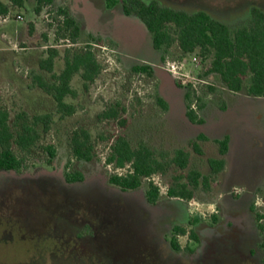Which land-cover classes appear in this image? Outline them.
<instances>
[{"label":"rangeland","instance_id":"rangeland-1","mask_svg":"<svg viewBox=\"0 0 264 264\" xmlns=\"http://www.w3.org/2000/svg\"><path fill=\"white\" fill-rule=\"evenodd\" d=\"M4 1L7 14L23 18L13 17L0 23V110L9 113L10 123L19 111L33 116L55 110L52 98L34 87L29 79V72L37 71L50 80V74L38 68L47 48L59 51L55 74L63 69L67 49L75 53L86 47L91 48L101 71L87 88L79 75L74 76L71 84L78 96L65 101L76 108L75 113L64 119L54 118L51 130L41 136L26 166L20 170L30 174L51 173L55 178L75 170L83 172L88 181L77 191L58 195L56 206L48 209L45 229L39 231L34 230L33 222L45 216L41 204L25 200L21 191L10 190L13 194L0 208V264H256L247 255L248 246L235 251L227 243L211 244L206 237L209 231L206 220L215 210L213 197L230 191L234 185L247 184L256 194L253 202L257 213L262 215L264 237V98L248 97L244 90L230 93L215 76L206 78L204 83L199 81L200 73L208 66L204 60L197 68L188 65L183 70L199 79H173L165 69V61L160 63L152 50L150 33L136 16L124 14L121 4L108 10L105 0H54L52 7L37 14L34 0H25L22 8ZM57 1L80 29L74 43L61 39L69 31L56 18L57 14H52L55 25L49 23L51 13L58 7ZM156 1L163 7L188 13L206 12L232 29L248 23L252 8L264 12V0ZM168 54L165 60L181 59L176 44ZM136 64L152 65L153 76L134 73L131 68ZM176 81L182 86L195 85L204 104L197 109L204 118L203 124L187 122L186 90L179 88ZM158 95L168 105L166 110L158 105ZM115 103L124 109L120 115L126 121L123 127L99 118ZM76 129H84L91 135L94 151L89 163L78 162L71 156L69 140ZM198 133L210 139L202 143L201 155L190 148ZM117 135L125 136L132 148L145 144L156 155L171 156L176 149H185L190 153L186 171L196 170L203 175L210 173L208 158L217 155V145L211 139L224 136L230 139L225 169L211 178L209 190L200 186L185 203L190 218H198V223L193 229L195 239L187 233L177 238L178 254L168 245L169 235L162 226L170 221L176 224L183 220L182 216L170 219L163 209L146 206L137 193L108 188L110 176L124 175L129 169L127 165L119 168L106 163L109 147ZM48 144L56 150L51 164L42 149ZM186 171L171 167L164 174H154L151 181L159 186L164 197L174 178ZM146 186L144 181L142 189ZM17 220L32 226L22 230ZM89 223L98 227L97 238L77 239L80 225ZM182 225L190 231L189 225Z\"/></svg>","mask_w":264,"mask_h":264},{"label":"trees","instance_id":"trees-1","mask_svg":"<svg viewBox=\"0 0 264 264\" xmlns=\"http://www.w3.org/2000/svg\"><path fill=\"white\" fill-rule=\"evenodd\" d=\"M35 13L39 14L43 8L52 7L54 0H34ZM12 6L22 8L25 0H9ZM110 5L114 1H109ZM8 6L0 3V13L7 14ZM61 17L68 35L61 37L63 40H77L80 29L76 22L68 15L66 10L58 9L54 11ZM127 13H134L138 16L151 35L152 45L163 54L162 60L166 56L173 44H176L180 56L198 53L203 60L208 63L207 69L200 73L203 80L208 77H217L221 86L229 92L238 93L245 91L246 94L254 98H264V12L258 8H252L250 19L246 25L232 29L230 26L203 11L188 13L160 6L152 2L131 3ZM32 31V27L30 26ZM69 41V40H68ZM59 56V51L55 48H47L46 56L38 61L40 71L50 74V80H46L37 71L29 72L31 84L39 88L43 93L50 96L55 103L54 112L37 114L30 116L24 111L15 114L12 123L9 122V113L0 110V170L20 171L26 165V160L32 153L34 147L39 143L43 134L51 130L54 118L64 119L72 116L76 108L65 101L66 98L75 99L77 91L72 87V79L79 75L84 88L88 87L99 75L101 66L96 60L90 47L82 51L71 53L69 49L65 51L63 69L54 73L55 60ZM136 74L153 76L154 69L150 65H136L132 67ZM179 88L186 90V100L188 102L187 117L190 121L203 123L192 110L189 103L195 91L190 85L182 86L176 81ZM214 90L213 87H209ZM158 105L166 110V102L158 95L156 97ZM198 109H202L204 104L197 97ZM123 107L115 103L103 111L99 118L108 121H115L120 126H124L126 121L121 119ZM201 138H204L201 136ZM220 155L227 152V138L219 143ZM70 153L74 160L91 162L93 160V145L91 135L84 129H76L71 132ZM196 152H200L197 145H192ZM47 163L56 155L53 145L42 147ZM110 153L106 159L107 164H114L119 168L129 167L124 175H112L109 178L111 184L121 189L131 190L141 186V181L145 177L153 174H164L171 167L180 171H186L189 165V153L179 149L170 156L165 153L155 154L145 144H139L137 148H132L127 138L123 135L114 137L109 147ZM223 159H209L208 165L212 174H217L225 166ZM209 178L204 177L196 170H188L174 178V184L168 187L167 194L170 197H178L190 200L194 196V190L200 186L207 188ZM147 194L151 202H155L159 197V189L152 183L147 185ZM262 218V215L258 216ZM197 219L193 220L195 224ZM189 234L184 227L174 228L171 245L175 250L180 246L177 241L178 235ZM191 239H195V234L190 231Z\"/></svg>","mask_w":264,"mask_h":264},{"label":"flooded vegetation","instance_id":"flooded-vegetation-1","mask_svg":"<svg viewBox=\"0 0 264 264\" xmlns=\"http://www.w3.org/2000/svg\"><path fill=\"white\" fill-rule=\"evenodd\" d=\"M109 1L111 0H105L108 10H110L115 4H121L122 11L124 12V14L126 15L133 14L134 16H136L134 13L126 12L127 7L131 3L140 2V3L149 4V3L155 2L159 4V2H157L156 0H150V1L113 0L114 4L112 6H108ZM57 4H58V7L56 10L58 9L65 10V8L60 2L57 1ZM136 17L141 21V19L138 16ZM144 27L146 31L149 32L145 25ZM152 50L156 56L158 55V59L160 60V63L163 64L164 61L162 60L163 58L162 52L159 50H156L153 47V45H152ZM136 65H148V64H136ZM136 65H133V66H136ZM150 66L154 69L152 65ZM230 93H233V92H230ZM185 94H184V99L187 103V110L185 113V117L187 119V122L192 125L203 124L204 121L203 123L200 124L194 121H190L188 119L187 117L188 102L186 100ZM233 94H237V93H233ZM167 108H168V105H167ZM198 117L201 118L200 116ZM201 136H203L204 138H201ZM226 138H227V152L224 156H222L219 153L220 151L219 143L225 140ZM209 140L210 139L208 135L198 133L195 136L194 141L190 144V148L197 155H201L202 154V151H201L202 143H206V141H209ZM211 140L217 145V155L208 158V160L209 159H223L225 160V163H226V157L230 149V139L228 138V136H224L220 138H213ZM193 144L197 145L200 152H196L193 149L192 147ZM176 150H179V149H176ZM182 150L188 152L185 149H182ZM189 156H190V153H189ZM208 160H207V164H208ZM78 162H83V161H78ZM189 164H190V161H189ZM225 166L217 174H212L211 168L208 165L209 170H210L209 175L202 174L204 177L209 178L207 188L205 189L203 187L206 191L210 189L211 178L219 175L225 169ZM109 178H108V184L110 186L108 188L115 187L120 193H129V192L137 193L139 197H141L143 201L146 203V206L150 207L152 210L155 208L163 209L166 213V216L170 217V219L176 218V217H179L180 219V216H182V219H183L182 221H178L176 224H172L171 223L172 221H170L169 223H164L162 226V228L165 229V231H167L169 235L168 245L175 253L179 252L180 248L179 250H175L171 245V239L173 237L174 228L176 226L184 227L182 224H187L191 227L190 231L192 230L194 232L193 229L198 223V218H193V219L190 218V215L188 213L189 210L187 209L185 205V203L190 201L192 198L190 200H186V199H182L178 197H170L167 194V191H168V188H167L164 197L161 196V192L159 190L158 199L155 202H151L148 198L147 186L145 187V189H142L144 188L143 179L141 181V186L139 188L125 190V189H121L120 187L111 184L109 181ZM87 181L88 179L85 177L83 172L75 171V170L67 171L61 177H56V178L51 173L35 172L33 174H30V173H21L20 171L0 170V208L3 207L4 202L8 201L7 198L11 194H13V192L16 190L22 192V196H24L25 200L32 199V200L38 201L43 207L44 215H45L42 219L34 220L33 222L34 230L39 231L42 228L45 229L47 221H48L47 217H49L47 216L48 209L51 205H54V207L56 206V202L59 200L58 195L59 196L68 195V193L77 191L79 190V187L84 186ZM174 183L175 182L173 181L172 184ZM148 184L149 183L147 182V185ZM9 185H12L14 188H9L8 187ZM10 190H12L13 192ZM254 197H256V194L253 193V189L249 188L247 184L243 185V183L240 184L239 186L234 185L233 187H231L230 191H226L224 193H221L220 195H216L215 197H213V205L215 206V210L211 212L207 217L208 219L206 220V222H208L207 226H208L209 231L206 233V237H209L208 239L211 244L214 243V244L222 245V244L227 243L231 245L235 249V251L239 248H245L246 246H248L245 249L248 250L247 255L250 257V259H252L256 264H264V237L262 233L263 225L261 223L262 218L258 217L259 214L257 213L256 208H255L256 204L255 202H253ZM194 219H197V222L195 224L193 223ZM9 220L14 221L13 219H9ZM19 222H21V225H19L18 227L22 230L30 228L32 226V225L28 226L30 225L28 224V222L24 223L22 221H18V223ZM8 224L11 225L12 223H8ZM190 231L188 232L189 234H190ZM79 233L80 234L76 236L77 239H88L89 238L92 241L93 239L95 240V238H97L98 227L90 223L89 225L81 224ZM189 234L188 236L190 237ZM178 237L179 235L177 236V238ZM180 257L181 255H177V258H180Z\"/></svg>","mask_w":264,"mask_h":264},{"label":"built area","instance_id":"built-area-1","mask_svg":"<svg viewBox=\"0 0 264 264\" xmlns=\"http://www.w3.org/2000/svg\"><path fill=\"white\" fill-rule=\"evenodd\" d=\"M48 8L49 7L43 8V10L41 12L46 11ZM54 13L55 12L53 11L51 13L50 19H48L49 23H51L52 25H55L53 23V17H52V14H54ZM48 16H49V14H48ZM13 17L16 20H23V18L20 15L5 14L3 16H0V23H6ZM45 18H47V16H45ZM56 18H58V20L62 21L61 17L56 16ZM202 60H203L202 57L198 53H193L191 55H187L186 57H184L180 60H176V61L168 59V60H165V69L173 77V79L180 80V81H183L186 79L187 80L188 79L195 80V79H199V78H197V77L194 78V76H190L188 73L183 72V70L185 68H187L188 65L195 67V68L199 67ZM204 62H206V60H204ZM205 70H206V65H205ZM199 81H201L203 83L205 82V80H203V78H201V80H199ZM190 86L195 91V93H194V96H192L191 101L189 103V109L192 110L197 116H199L198 110H197L198 109L197 97H199L198 92L196 91L195 85H190ZM152 176L145 177V178H143V180L148 182V183H152L153 185H155L156 187L159 188V186L157 184H155L154 182L151 181ZM159 190H160V188H159Z\"/></svg>","mask_w":264,"mask_h":264},{"label":"crops","instance_id":"crops-1","mask_svg":"<svg viewBox=\"0 0 264 264\" xmlns=\"http://www.w3.org/2000/svg\"><path fill=\"white\" fill-rule=\"evenodd\" d=\"M8 1V0H7ZM0 3H2V4H4V5H7V2L6 1H4V0H0ZM204 107V106H203ZM202 118V120L204 121V118L203 117H201Z\"/></svg>","mask_w":264,"mask_h":264}]
</instances>
